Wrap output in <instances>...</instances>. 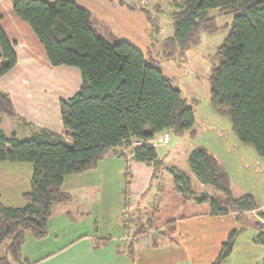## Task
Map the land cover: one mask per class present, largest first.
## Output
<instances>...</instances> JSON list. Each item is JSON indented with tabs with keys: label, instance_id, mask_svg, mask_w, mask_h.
<instances>
[{
	"label": "trees",
	"instance_id": "trees-1",
	"mask_svg": "<svg viewBox=\"0 0 264 264\" xmlns=\"http://www.w3.org/2000/svg\"><path fill=\"white\" fill-rule=\"evenodd\" d=\"M118 1L146 14L153 44L158 28L149 8ZM11 2L14 13L40 40L50 63L78 68L82 83L70 97L60 99L65 134L39 127L30 137L19 138L15 133L7 135L0 122V161H27L33 166L22 207L6 206L0 196V264H32L23 255L26 239L28 235L45 238L54 206L72 200L64 189L66 176L95 169L110 154L125 156L120 147L129 149L134 160L151 165L153 180H162L164 171L170 174L173 188L186 201L209 202L214 215H241L260 207L251 193L233 195L229 174L208 148L191 149L187 157L190 171H185L167 166L157 147L146 143L170 130L196 135V101L184 96L174 79L165 76L153 55L147 57L148 52L128 40L109 41L96 28L91 12L74 0ZM176 5L180 9L170 13L175 25L170 39L183 49L210 20L212 9L232 14L229 30L216 51L218 63L209 75L210 101L213 107L228 110L237 138L264 156V0H181ZM0 58V75L18 60L1 22ZM0 114L20 118L2 89ZM200 184L222 191L225 197L216 198ZM156 211L146 212L144 221L139 216L126 222L135 227L129 239L131 251L142 234L160 232L171 239L176 232L174 220L165 221L162 231H155ZM256 225L261 229L256 240L264 243L262 223ZM243 231L239 228L228 234L211 264H222ZM156 245L153 240L152 246Z\"/></svg>",
	"mask_w": 264,
	"mask_h": 264
},
{
	"label": "crops",
	"instance_id": "crops-1",
	"mask_svg": "<svg viewBox=\"0 0 264 264\" xmlns=\"http://www.w3.org/2000/svg\"><path fill=\"white\" fill-rule=\"evenodd\" d=\"M74 1L91 12L99 32L102 29L97 24L99 18L113 14L114 21H111V24H104L106 27H112L111 32L119 33V29L123 28L136 35L141 32L145 45L147 47L151 45L152 40L148 31L150 24L142 10L129 8L120 4L118 0L114 3L109 0ZM126 1L134 4L139 2V0ZM0 22L9 39L14 43L18 57L16 65L0 75V89L9 94L20 116L17 118L0 114L2 129L7 135L15 133L19 138L30 137L39 127L65 134L59 102L60 99H67L79 89L82 83L80 70L73 66H54L50 63L43 45L29 24L14 13L11 0H0ZM157 25L163 29L160 21ZM171 36L172 33L169 34L170 38L173 37ZM163 38H158L157 35L159 41ZM146 56L148 57V53ZM154 58L157 63L161 60L158 57ZM160 135L161 133L157 136ZM171 142L172 137L167 145L162 146H170ZM181 143L174 141L175 145ZM119 149L126 153L125 156L110 154L101 160L95 169L66 176L64 189L72 195V200L54 206L48 235L45 238L35 239L28 235L23 249L24 257L32 264L51 260L66 247L87 240L88 236L92 237L86 229L91 226L92 231H95L94 225L97 224V232H95L102 241L108 239L106 236L116 241L125 240L129 252L134 254L140 264H211L228 234L240 227L230 217L232 212L214 215L209 202L186 201L173 188L170 174L165 175L164 171L162 180H153L151 165L134 160L128 149L123 147ZM159 156L162 157L160 154ZM181 169L189 171L188 168ZM32 172L33 166L30 162L0 161V196L6 206L22 207L25 204L23 194L30 189ZM121 178H125L123 188ZM200 185L209 193L215 192H211L208 185ZM121 189L123 195L125 194L126 203L129 202L130 208L133 209L132 220L139 219L140 216L144 221L146 212L153 209L157 210L153 222L155 230L159 231L165 221L174 220L176 232L171 239L153 231L146 241L136 239L131 251V242L126 236L131 237L135 227L127 226L132 232L125 234L122 220L118 221V215L125 209L123 207L119 213L120 203L118 197L114 195L118 196ZM257 210L264 212L261 206ZM233 213L237 218L239 217L237 212ZM82 218L84 219L81 220ZM72 223H84L86 229L57 243L61 237L72 231ZM240 238L239 235L232 253L222 264H229L228 260L234 254ZM153 240H156V246H152ZM260 244L256 236H251L242 252L254 248L256 257L261 259L264 251Z\"/></svg>",
	"mask_w": 264,
	"mask_h": 264
},
{
	"label": "rangeland",
	"instance_id": "rangeland-1",
	"mask_svg": "<svg viewBox=\"0 0 264 264\" xmlns=\"http://www.w3.org/2000/svg\"><path fill=\"white\" fill-rule=\"evenodd\" d=\"M111 1L115 2V0H109V2ZM175 2H181V0H139L138 4L149 8L154 23L157 24L160 21L163 28L161 29L157 25L158 29L156 30L158 38L164 37L163 40L159 41L156 37V41L148 47L145 45L144 36L141 32L136 35L124 28L122 30L119 29V33L111 32L112 27H106L104 24H111V21H114L113 14H109L105 18H99L97 24L102 28L100 33L111 42L129 40L146 53L148 48V54L161 59L158 65L163 68L165 76L174 79V82L182 89L184 96L196 101V121L193 126L196 130V135L191 137L189 134H177L170 130L172 137L170 146L160 145L157 147L165 164L167 166L175 165L180 168H188L190 171L187 161L189 150L196 146L206 147L219 159L222 168L229 174L233 195L238 197L244 193H251L255 196L258 204L264 208V156L259 155L253 145L243 143L237 138L232 128L228 110L226 108H215L210 101L209 75L213 66L218 63L216 51L229 30L232 14H220L217 9H212L208 13L210 20H206L199 32L191 38L189 45L183 49L179 44L171 41L169 37L170 33L174 36L175 32V25L170 13L172 10L180 9V6L176 5ZM174 141H181L182 143L175 145ZM67 142L71 143L70 140H67ZM165 175H167V172H165ZM121 179L123 180V188L125 178ZM208 187L211 192L215 191L211 194L216 196V198L221 200L225 197L222 191H218L210 185ZM114 196L118 197L120 213L123 207L124 209L126 207L124 206L126 205L125 194L123 195L121 189L119 195ZM132 213H134L133 209ZM232 213L230 217L240 226L238 228L242 227L244 231L240 234L241 238L228 263L264 264V253L263 257L258 259L253 252L254 248L245 249V253L242 252L248 239L251 236L257 237L261 230L256 225L257 221L260 220L262 227L264 226V214L256 209L238 215L239 217L237 218L236 214ZM121 220L122 214L120 213L118 221ZM83 225L84 223H72V231L61 237V240L57 243H61L68 236L76 235L80 230H85L86 227ZM122 227L125 234L132 232L131 228L124 225ZM92 228L90 226L86 229L88 233L92 234V237L88 236L87 240H81L72 246L66 247L51 260H46L40 264H140L135 259L134 254L129 252L125 240L123 242L116 241L110 239L104 233H100L102 236L108 237V239L105 240L104 238L105 241H102L99 238L100 236L96 235L97 224L94 225L96 232L92 231ZM148 236L146 240H148ZM260 245L264 251V243Z\"/></svg>",
	"mask_w": 264,
	"mask_h": 264
},
{
	"label": "built area",
	"instance_id": "built-area-1",
	"mask_svg": "<svg viewBox=\"0 0 264 264\" xmlns=\"http://www.w3.org/2000/svg\"><path fill=\"white\" fill-rule=\"evenodd\" d=\"M170 138H171V135H170V132L166 131V132H163L160 136H157L155 135L153 138H150L149 140L146 141V143H149V144H152L153 146L155 147H158L160 145H167L170 141ZM144 143V141H135L134 144H142ZM130 205L129 202L126 203V207H125V210L123 212V216H122V224L124 226H127L128 224L126 223L128 220L132 219L134 214L132 213V209H130ZM163 228L161 229H158V230H162ZM157 231V230H155ZM126 239H130V237L126 236ZM147 239V233L146 234H142L140 236V240L142 241H146Z\"/></svg>",
	"mask_w": 264,
	"mask_h": 264
}]
</instances>
